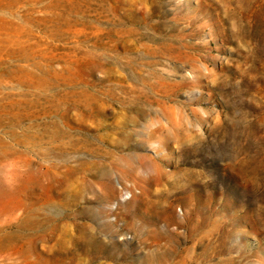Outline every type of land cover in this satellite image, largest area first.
I'll use <instances>...</instances> for the list:
<instances>
[{"label": "rangeland", "instance_id": "374dc122", "mask_svg": "<svg viewBox=\"0 0 264 264\" xmlns=\"http://www.w3.org/2000/svg\"><path fill=\"white\" fill-rule=\"evenodd\" d=\"M0 264H264V0H0Z\"/></svg>", "mask_w": 264, "mask_h": 264}]
</instances>
